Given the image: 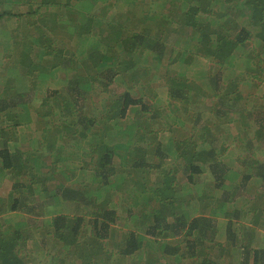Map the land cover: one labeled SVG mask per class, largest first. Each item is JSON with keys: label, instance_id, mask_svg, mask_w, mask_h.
<instances>
[{"label": "trees", "instance_id": "trees-1", "mask_svg": "<svg viewBox=\"0 0 264 264\" xmlns=\"http://www.w3.org/2000/svg\"><path fill=\"white\" fill-rule=\"evenodd\" d=\"M136 2H144L141 13L154 19L146 36L120 29L118 13ZM24 4L25 14H38L43 27L39 40L27 41L31 48L23 44L16 57L28 90L17 91L12 76L0 86V185L9 186L0 195V208L8 212L0 226V264H25L30 255L20 247L30 232L75 244L82 228L89 229L93 240L85 246L99 250L100 264L110 256L106 241L115 233L123 235L119 253L139 251L144 264H226L228 247L237 249V264H264V246L241 236L255 220L246 215L264 208L250 203L257 197L248 192L250 184L264 188V162L255 156L264 143V108L253 106L264 100L258 88L264 83V0ZM168 28L180 40L169 47L161 41ZM132 67L137 71L126 89L111 98L109 84ZM54 79L60 86L45 91ZM152 79L163 83L162 97ZM205 111L220 130L238 119L255 135H231L239 150L231 157L226 135L220 139L212 131L209 117H201ZM200 118L199 139L171 136V126L193 119L195 129ZM32 123L39 140L35 136L28 150L18 148L19 131ZM75 135L81 152L70 146ZM74 177L77 186L64 185ZM40 194L44 200L34 203ZM61 198L74 200L71 215H53L52 233L34 224Z\"/></svg>", "mask_w": 264, "mask_h": 264}, {"label": "rangeland", "instance_id": "rangeland-1", "mask_svg": "<svg viewBox=\"0 0 264 264\" xmlns=\"http://www.w3.org/2000/svg\"><path fill=\"white\" fill-rule=\"evenodd\" d=\"M148 1V0H147ZM144 4V2H136V4L134 5H130L128 6V11H131L132 14H134V18L137 20V22L135 20H124L121 23V28L122 30H124L125 35L130 36L132 31H140L144 28V31L141 32V34H143L144 36L147 35V33L151 32V28H152V23L154 21V19L152 17H144L143 22H141V16H144L143 13H141V6ZM148 4V3H147ZM146 4V5H147ZM18 8L20 9V11H24L25 10V4H20L18 5ZM6 9V8H3ZM142 12H144V10H142ZM74 15H76V13H73ZM118 14H124V13H118ZM117 14V15H118ZM80 18H82V14L81 15H76ZM26 19L24 20L23 17L18 16L13 17L11 19H0V86H4L6 85V80H7V76H12L10 77L11 79V84H13L16 88L17 91L22 92V91H26L28 90V84L24 78V70L18 63H16L18 55L20 54V47L26 43V39H28L25 36V33L28 34V31L25 30V26L27 25H31V27L33 25H36L37 22L40 23V19L37 18H29L26 22ZM52 28V27H51ZM119 28V27H117ZM150 29V30H149ZM149 30V31H148ZM170 29L168 28L166 30V32L164 33V35L162 36V39L164 40L163 42H166L168 47L170 45H174L176 42H179V36H177V34H175L173 31H170ZM25 32V33H24ZM36 33V32H34ZM140 33V32H139ZM162 41V40H161ZM75 41H70L69 45L72 47V43ZM28 47L31 48V46L27 43ZM74 46V45H73ZM263 56V55H261ZM18 62V61H17ZM198 66L201 64V62H197L196 63ZM260 64H263V62H260ZM175 67V66H173ZM212 67V65H211ZM175 70V68H174ZM250 79V76H246L245 77V85L244 87H248V81ZM148 81V80H146ZM126 82V80H123L121 82L116 81L113 82L111 84V86H114L115 88L118 87V90L123 91L124 89V83ZM150 83V85L152 87H156V90L158 92L159 97H162V95L164 94V89H163V83L159 82V80L156 79H152L151 81H148ZM264 82V80L262 81ZM45 85V84H44ZM56 85H59V83L56 82V80L54 79L52 82H50V85L44 86L45 91H51ZM263 85V87L261 86ZM60 86V85H59ZM259 91L262 90V88H264V83H261L260 86L258 87ZM96 93L99 92V88L95 90ZM132 93H134V89L130 90ZM95 93V94H96ZM110 93L112 95H114V90H110ZM43 95L42 91H39V96ZM110 95V94H109ZM163 102L161 101L162 104H164L165 99L162 98ZM253 102H255L256 104H253V106H259L264 108V100L262 99L261 101H259L258 99L254 100ZM38 100L34 99L33 103H30V108L32 109L31 111V117L34 116L33 114V108H34V104L37 105ZM160 104V105H162ZM193 105V110L195 109V103H192ZM205 105H207V102L204 103ZM166 107V105H165ZM164 107V112H166V109ZM169 108V107H168ZM202 107H200L201 109ZM259 110H262L261 108ZM207 111L203 112V116H206V119L210 121V126L212 127V131L215 132V134L217 136L220 137V139L223 138V136L220 135H226L224 137V143L225 145L229 144V147H227L225 154L230 155L231 157H234L235 154H237V152H239L238 148H236V146L234 147V141H230L231 139V135H235L238 130H240V132H243V135L245 136H250V135H255L253 133V128L250 129L249 131L244 130L243 131V127L244 124L243 122H239V120L235 119V124H231L229 126H225L224 124L222 125V129L220 130L218 125L215 122V119L218 120L217 118H213L210 117L211 115H209L208 113H206ZM28 115V114H27ZM29 116V115H28ZM235 116V115H234ZM236 118V116H235ZM194 120H188V124L183 125V123H179V125H175V126H171L173 127V131H175L174 135H171L173 137L176 138H186V137H193L194 139H199V135H197L200 131V129L204 126L205 123V118L198 120L195 129L191 128L193 126V122ZM208 123V122H207ZM35 125V124H34ZM33 123L23 126L22 129L19 131V133L21 132V135H18V142H17V147L18 148H22V149H29V147L33 146L38 140L39 138L36 137V142L32 141V139L36 136L33 135L34 131L32 130V128H34ZM209 125V124H208ZM249 125V124H248ZM249 127V126H248ZM166 132V131H165ZM264 135V134H261ZM198 136V137H197ZM219 139V140H220ZM256 138L253 137L250 140L254 142V145L257 143V140H255ZM220 142V141H219ZM238 141L236 142L237 145ZM257 159L260 160L261 163L264 162V143L261 144V149L259 151H256V155ZM232 162V161H231ZM59 164V163H58ZM61 166H64L65 163H61ZM203 180L208 181L209 179L208 176L203 174ZM8 183L4 182V180L2 181L1 185H0V195L1 196H6V191L8 190ZM248 192H256L254 195L257 197L256 199L252 200L250 203H253V205H257L254 203H258L259 205L257 206H263L264 207V188L262 187H256L253 185H248ZM263 218L262 219V224L264 225V215H262ZM247 219H254V216H252L250 213L247 216ZM246 217L243 219V221L247 220ZM261 216L256 217L257 219H260ZM1 226V224H0ZM3 227V226H2ZM25 226H23L22 228H24ZM246 232H243V234H241V236H244V239H248L249 237L254 241L253 246H264V240L260 239V234L262 233L261 230L256 229L253 230L252 228L248 227L247 229H245ZM263 230V229H262ZM247 235V236H246ZM245 243L248 240H243ZM114 241H107V246L111 249L115 248L113 247ZM248 244V243H247ZM251 244V243H250ZM231 247H228V249H225V252H227L229 254V256L227 257L228 260H226V264H237V259H238V252L237 249L235 250H230ZM35 260H27L25 264H35Z\"/></svg>", "mask_w": 264, "mask_h": 264}, {"label": "crops", "instance_id": "crops-1", "mask_svg": "<svg viewBox=\"0 0 264 264\" xmlns=\"http://www.w3.org/2000/svg\"><path fill=\"white\" fill-rule=\"evenodd\" d=\"M9 0H3L2 4L0 3V13L1 12H7L9 14H6L4 16H2L0 19H11L13 17H18L21 16L23 17V19L26 21L29 18H37L40 19L38 14H25L26 10H27V6L25 5V10L24 11H20V9L18 8V5L20 4H24L25 0H11L12 2L9 3ZM6 8V9H3ZM53 12L56 11V8H52ZM124 14H119V19L120 22L122 23L124 20H135L137 22V20L134 18V14H132V12H123ZM149 17L147 15L141 16V22H143L144 17ZM25 21V22H26ZM41 21V19H40ZM39 22V21H38ZM36 25H33L31 27V25H27L25 26V30L28 31V34L25 33V36L28 38L26 39V43L27 41H36L39 40V38L41 37V29L43 27L42 22L38 23ZM47 23V20H46ZM120 23V24H121ZM48 24V23H47ZM100 26H105L104 24L100 25ZM152 27H154V22L152 23ZM117 29V26H116ZM144 28L140 31H135V32H143ZM36 32V33H34ZM96 35V34H95ZM163 40V39H161ZM164 41V40H163ZM165 44H167L166 42H164ZM121 63H124L121 59ZM137 71L136 67H133L128 70V71H121L120 73H118L115 78L113 79V82L116 81H123L126 80V82L124 83V89H126V83L127 81H129V74H134L135 71ZM128 78V79H127ZM112 82V83H113ZM111 83V84H112ZM111 84H109V94L110 97L112 98L113 95L110 93V90H114V94L116 93H120L122 91L118 90V87L115 88L114 86H111ZM201 116V115H200ZM202 118L204 117L203 115L201 116ZM37 137L40 138V135H36ZM79 136L75 135V140L73 141V143H70V146H72V149H75L76 146H78V152H81L82 150H84L81 146L83 144V142H79L78 141ZM69 145V144H68ZM27 150V149H25ZM72 170H70L71 172ZM70 179V178H68ZM81 179V178H80ZM74 180V182H73ZM60 182V181H59ZM66 184V185H65ZM83 184H87V182H83ZM65 186H77L75 185V177L72 180H68V182H64ZM7 195V194H6ZM5 197V196H2ZM44 198L43 196L40 195H36L34 197L33 202H39V201H43ZM9 202V201H8ZM7 202V203H8ZM46 204H48L46 202ZM51 205V206H50ZM75 206V202L74 200L71 199H66L64 200L63 198H61L60 200H58L57 204L53 205V204H48L46 206V208L44 209V211H46L45 215H43L42 217H40L41 220L38 221H34V224H46L48 225V231L50 230L51 233L53 232L52 227L49 225L51 223V219L53 217V215H61V214H67V215H71V212L73 210ZM81 206H77V212L81 210ZM2 210V211H1ZM261 212H259L258 214L253 215L254 219L253 220V224L249 223V227H251L253 230L256 231V229H259L262 231V233L260 234V239L264 240V225L262 224V219L264 215V208H262ZM50 211V212H49ZM8 212H4L3 208H0V224L4 226V216L7 215ZM252 215V211L249 212ZM79 214V212H78ZM249 215V214H247ZM260 217V219L256 220V217ZM26 227L27 225L24 224ZM23 225V226H24ZM22 226V227H23ZM263 229V230H262ZM89 229L82 228L81 231L79 232V238L76 241L77 243L73 244V242L71 241H66V243L64 244V240H59L56 237L54 238L53 233L49 236L48 239H45L44 235L42 234L43 232L41 230H37V231H33L30 232L32 234H29L30 236L26 239L25 242L22 243L21 247H20V252L22 254H28L30 255V258H27V260H32L34 259L36 262L35 264H84L87 260H91L93 262V264H100V259H98V254H99V250H95V252L85 246L86 242H92V238L90 237V233H89ZM110 241H114L113 244V249L109 248L107 245V249L110 253V256H105L102 259L106 262V264H144L143 261V255L141 254V252H135L132 255L126 256V255H121L119 253L120 249L118 248V244L121 246L122 241H123V235L121 233H115V235L113 236V238L109 239ZM107 240V241H108ZM106 241V244H107ZM66 252V257L65 259H63V253ZM76 252H80L81 254H77ZM84 252V253H82ZM88 254V255H85ZM109 259V260H108ZM26 260V261H27ZM108 261V262H107ZM26 263V262H25Z\"/></svg>", "mask_w": 264, "mask_h": 264}]
</instances>
